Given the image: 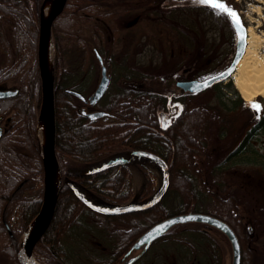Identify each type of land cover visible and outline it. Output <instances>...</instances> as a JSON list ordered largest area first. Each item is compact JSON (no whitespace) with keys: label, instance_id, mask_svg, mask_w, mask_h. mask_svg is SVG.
I'll return each mask as SVG.
<instances>
[{"label":"trees","instance_id":"1","mask_svg":"<svg viewBox=\"0 0 264 264\" xmlns=\"http://www.w3.org/2000/svg\"><path fill=\"white\" fill-rule=\"evenodd\" d=\"M163 1L68 0L54 22L56 153L63 182L53 219L34 250V258L41 264H86L85 260L89 264H121L122 257L149 228L168 217L190 212L213 215L233 229L241 246V264H264V205L259 204L264 198L259 200L256 195L264 197V152L257 148L259 142L264 146L262 97L245 101L233 83L225 87L218 83L191 93L179 88L177 81L174 97L161 88L141 87L144 81L162 85L189 67L193 68L189 80L197 79L223 64L235 46L233 18L211 4L165 12L160 6ZM43 2L0 0V84L18 79L21 87L18 96L0 101V115L12 120L0 142V150L11 148L0 153L9 157L5 163L0 158L4 170L0 174V264H20L22 234L40 213L42 204V191H35L42 185L44 174L36 136L41 111L36 55ZM222 3L237 12L233 1ZM117 8L123 9V18L134 20L115 27L113 20L120 14ZM147 29L152 35L146 41ZM149 47L152 58L147 63ZM97 53L111 83L97 105L87 106L66 90L86 97L93 94L101 78ZM76 65L79 70H74ZM90 73L94 84L88 89L76 77ZM204 93L212 94V100L192 106V101ZM170 100L179 103L180 111L162 127L158 110L166 108ZM245 106L250 113L239 114ZM93 111H105L108 116L93 121L85 114ZM240 118H244L242 126L237 122ZM15 149L20 151L16 153ZM137 150L161 156L170 168V188L149 210L101 215L83 204L67 184L72 181L93 203L123 205L134 197L131 166L135 165L143 174L139 194L143 201L156 191V177L145 166V158L135 156L126 164L83 174L104 159ZM71 161L81 164L82 169H75ZM170 198L178 202L172 210L167 206ZM11 204L16 206L20 220L18 227L12 228L14 239L2 222V212ZM241 208L249 216L247 225ZM85 217L90 224L85 223ZM95 229L114 246L107 249ZM76 231L84 235V242L89 241L85 244L94 254H84L82 247L66 249L65 239ZM209 231L220 233L202 223L179 224L153 245L168 240L194 246L197 251L190 238L198 234L204 240L201 250L213 264H222L224 247ZM188 264L200 263L190 260Z\"/></svg>","mask_w":264,"mask_h":264},{"label":"water","instance_id":"2","mask_svg":"<svg viewBox=\"0 0 264 264\" xmlns=\"http://www.w3.org/2000/svg\"><path fill=\"white\" fill-rule=\"evenodd\" d=\"M46 0H44L41 6V24L39 28L38 35V48H37V63L39 67L40 74V88H41V101H40V115L37 124V135H38V127L40 124V119L42 116V112L45 111L48 115L47 117V135H46V144L43 148L42 144V162H43V192H42V204L40 213L33 219V221L37 217H41V223L39 230L37 233L27 242H23L21 249L18 253V260L20 264H32V260L36 263H39L34 258V250L41 239L42 235L48 229L57 205L59 192L61 190V186L56 194V199L54 201L53 190L51 185L52 174L55 170V167L58 165L60 167V163L56 153V137H57V124H56V106H55V59L53 65V78L50 75V70L48 67L47 59H46V45L49 41H52L53 46V25L56 18L63 13L66 8L68 0H52L51 6V15L47 20L44 21L43 17V9L45 6ZM233 29L236 36V49L235 54L230 62V64L213 74H208L206 76L199 77L194 80H181L177 82V86L184 91L191 93H198L204 89L211 87L212 85L225 82L227 79L232 77V75L236 72L237 66L243 56L246 53L247 48V37L248 32L247 28L241 23H239L235 19L232 20ZM55 52V46H54ZM101 67V80L93 92L89 97L84 96L78 91L68 89L66 92L68 94L73 95L77 99L81 100L83 103H89L94 106L97 105L103 97L106 95L111 79L108 75V70L105 65H103V59L100 54H98ZM19 91L13 90H1L0 89V99L10 98L17 96ZM85 114L91 119L96 120L101 117H107L108 113L105 111H93L91 113ZM3 132L0 127V139L2 138ZM38 137V136H37ZM40 142V140H39ZM145 158L155 163L161 170L162 173V182L161 186L158 190H156L152 196L142 202L138 203H126L123 205L117 206H108L102 204L93 203L92 200H89L84 193H82L72 181H67V184L73 190L75 196L85 204L90 210L106 216H114V215H123L132 212H142L149 210L159 204L164 196L167 194L170 188V168L168 163L159 155L145 150H137L133 152H129L126 156L119 155L108 158L106 161H101L100 163L87 168L83 171V174H94L109 168L123 165L128 163L134 157ZM61 169V167H60ZM62 172V171H61ZM62 184V182H61ZM32 221V222H33ZM31 222V223H32ZM189 223H202L208 225L210 227L215 228L225 235L228 242L231 245L232 249V263L231 264H241L242 254H241V246L238 240L237 235L233 231V229L223 220L205 213H187V214H179L166 218L165 220L153 225L146 232H144L137 241L132 245L127 254L123 257L122 264H133L137 261L148 249L159 239L164 237L173 227L179 224H189ZM40 264V263H39Z\"/></svg>","mask_w":264,"mask_h":264},{"label":"rangeland","instance_id":"3","mask_svg":"<svg viewBox=\"0 0 264 264\" xmlns=\"http://www.w3.org/2000/svg\"><path fill=\"white\" fill-rule=\"evenodd\" d=\"M225 1H233L234 3H236V6H237V12L236 13L238 14V19L247 28V32H248V29L251 28L256 33V35L259 36L258 37L259 38L258 54H259L260 59L264 62V4L261 2V0H217L218 3H222ZM208 5H209V3H201L200 0H164L160 6H161V9L166 12V11H168V9L176 8V7H196V6L206 7ZM117 11L120 14L117 18H115L113 20L115 27H117V28L123 27V26L127 25L130 21L134 20V17L123 18V16H121L122 11H123L122 8H117L116 12ZM151 35H152V31L147 29L146 30V37L144 39H146V41H147L149 39V36H151ZM248 37H247V40H248ZM247 45H248V42H247ZM235 49H236V38H235V46L233 47V50H232L231 54L229 55V57H227L223 60V64H220L219 66L215 67L209 73L203 75V77L208 75V74H213V73H216L218 71H221L226 66H228L234 57ZM151 51H152V48L149 47L147 50V58H146L147 63L152 58ZM74 68H75L74 70H79L77 65ZM192 69L193 68L189 67L187 69L179 70L175 74V76L172 80L165 81V83L162 85L158 84L156 82L150 83V82L144 81L141 84V87L145 88V89H149V90H154V89L156 90V89L161 88L162 90L164 89L167 92H169V94H171L172 97H174L173 93L174 92L177 93V91H178L176 88V82L181 81V80H185V79L189 80L190 78L188 76V73H190L192 71ZM76 78L80 84L84 83V85H86V87L88 89H91V87L94 84L93 73H90L88 75L84 74L83 77H76ZM85 78H86V80H85ZM100 80H101V78H100ZM229 83H233L234 87L236 88V86L234 84L233 77H230L227 81L223 82L222 85H223V87H225ZM14 85H17V84L15 82H12L9 84L10 87L14 86ZM129 85L137 87V85L134 83H129ZM237 91L239 92L238 89H237ZM239 94L242 97L240 92H239ZM261 97H262V100L264 102V97L263 96H261ZM212 98H213L212 94L204 93V94L198 96L197 99H194L192 101V106L194 104L196 105L198 102L205 103V102L211 101ZM257 98L258 97H256L255 100H257ZM179 111H180L179 103H177L176 101L174 102L173 100H170V102L168 103L166 108H162V107L159 108L158 117H159V121H160L161 126L162 127L168 126L170 124L171 119L174 116H176ZM247 112L250 113V111H248V108L245 106V107H243V112H239V114H245L246 115ZM243 117H245V116H243ZM237 122L238 123L240 122L239 125L242 126L243 122H244V118H240ZM241 131L243 133V131H244L243 128ZM39 147H40L39 152L41 154L42 147L41 146H39ZM257 148L260 150L261 153L264 152V146L262 143L261 144H260V142L257 143ZM106 160L104 159V161H106ZM71 163L75 169H82V167H80L81 164L74 162V161H71ZM144 164L150 171H152L155 174L156 190H158L159 187L161 186V182H162V173H161L160 168L155 163L151 162L148 159L145 160ZM247 168H249V166H247ZM234 169H235V167L231 168L232 171H234ZM131 171L133 173V179H134L133 180L134 197L128 203H138V202H140L139 194H140L141 188H142L143 174L140 171V169L137 168L135 165L131 166ZM234 186L235 185H233V187ZM42 190H43V183L38 188V191L37 192L35 191V194L36 193L38 194ZM248 193H250V191H248ZM256 195H257L259 200L261 198H264L262 194L260 196H259V194H256ZM177 204H178V202H174L170 198L167 206L172 210L177 206ZM259 204L264 205V202L260 201ZM204 206H207V205L205 204ZM240 213L242 216L243 223H245L247 225L249 222L248 214L245 213L243 208L240 209ZM85 223L90 224V221L87 217H85ZM209 232H210L211 236L213 238H215L217 240V242H219L224 247V250H222V254H221V260H222L221 263L222 264H231L232 263V249H231L230 243L225 240L224 236L221 235V232L220 233H217L215 231H213V232L209 231ZM94 233L99 235V238L107 246V249L114 246L113 242H109L106 240L104 233L102 234L100 231H98L96 229L94 230ZM77 234H78V231H76L74 234L70 235L68 237V239H65L64 244H65L66 249L70 251L72 249H77L79 247L80 248L82 247L81 251L84 252V254L85 253L94 254L93 251L88 249V245L85 244V243H88L89 241L84 242V240H83L84 235L82 233H80L78 235ZM201 239L202 238L198 234L191 235L190 240L194 245H196L197 251H194L192 249V248H194V246L193 247L192 246L186 247V246L180 245L178 242H174V241L164 240V241H160L159 243L157 242V244L152 245V247L149 249V251L136 264H188V262L190 260L194 261L195 263H200V264H213V259L210 258L209 255L207 256V252H204V250H201L203 248L202 245L204 243V240L202 241ZM21 242L23 243V238L21 239ZM0 247H1V243H0ZM154 258H156V260H153ZM193 258H196V259L193 260ZM89 262L90 261L85 260L86 264H89Z\"/></svg>","mask_w":264,"mask_h":264},{"label":"bare ground","instance_id":"4","mask_svg":"<svg viewBox=\"0 0 264 264\" xmlns=\"http://www.w3.org/2000/svg\"><path fill=\"white\" fill-rule=\"evenodd\" d=\"M264 4V0H261ZM51 6L52 0H46L45 6L43 9V19L44 21L49 18L51 15ZM248 45L246 48V53L239 62L236 72L233 74V80L236 88L241 93L242 97L246 101H253L256 97L263 96L264 97V62L260 59L258 54V46H259V36L249 28L248 29ZM46 59L48 63V67L50 70V75L53 78V65L55 59L54 46L52 41H49L46 45ZM47 113L45 111L42 112V116L40 119V124L38 127V139L42 144L43 148L46 144V135H47ZM62 182V172L60 167L57 165L52 174V190L54 201L56 199L57 191ZM41 223V217H37L27 228L23 236V242L29 241L39 230ZM32 264H39L32 260Z\"/></svg>","mask_w":264,"mask_h":264},{"label":"flooded vegetation","instance_id":"5","mask_svg":"<svg viewBox=\"0 0 264 264\" xmlns=\"http://www.w3.org/2000/svg\"><path fill=\"white\" fill-rule=\"evenodd\" d=\"M36 60H37V55H36ZM37 65H38V63H37ZM39 68V67H38ZM185 80H187V79H185ZM12 82H15L17 85H14V86H9V84L10 83H12ZM0 89L1 90H13V91H19V93H20V89H21V87H20V84H19V80L18 79H15V80H9V81H5L4 83H1L0 84ZM19 95V94H18ZM17 95V96H18ZM14 97H16V96H14ZM14 97H10V98H3V99H0V101H2V100H7V99H11V98H14ZM85 105H89V103H84ZM11 123H12V120H11V117L10 116H8V117H4L3 115H0V127H1V129H2V132H3V135H2V138L0 139V142L2 141V139H3V137H4V134H6L7 132H8V128L9 127H11L12 125H11ZM7 149H11L10 147H7ZM7 149H5L4 147H1V150H0V153L1 152H3V153H7L6 152V150ZM18 149V148H17ZM18 151H20V149L19 150H16L15 149V152L17 153ZM9 152H10V150H9ZM8 152V153H9ZM17 156V155H16ZM0 158L3 160V162L4 161H7L8 159H9V157L8 156H5V157H1L0 156ZM5 163V162H4ZM4 173V170H3V168H1L0 167V174H3ZM4 175H6V174H4ZM66 178V177H65ZM0 181H2V177H1V175H0ZM27 180H24V181H21L20 183H19V186L17 187L18 189L19 188H21L24 184H25V182H26ZM8 209H10V211H8ZM2 222H3V225L5 226V228H6V230H7V232H9V234H10V236H11V239H14V233H13V227H18V225H19V222H20V220L18 219V210H17V208H16V206H12V204L11 205H8L7 206V208L2 212ZM132 247V246H131ZM152 247V246H151ZM150 247V248H151ZM149 248V249H150ZM149 249H148V251H149ZM130 250V249H129ZM148 251H146L137 261H135L133 264H136L137 262H139L140 260H141V258H143V256L148 252ZM127 254V253H126ZM125 254V255H126ZM124 255V256H125ZM123 256V257H124ZM123 257H122V263L124 262L123 261ZM153 260H156V258H154ZM121 263V264H122Z\"/></svg>","mask_w":264,"mask_h":264},{"label":"snow or ice","instance_id":"6","mask_svg":"<svg viewBox=\"0 0 264 264\" xmlns=\"http://www.w3.org/2000/svg\"><path fill=\"white\" fill-rule=\"evenodd\" d=\"M200 2L209 3L211 4L212 7L217 8L223 12H226L230 17L235 19L237 23H239L238 14L234 10L230 9L227 5L223 3H218L217 0H200ZM252 107L255 108L256 110L260 109V105L258 104H253Z\"/></svg>","mask_w":264,"mask_h":264}]
</instances>
